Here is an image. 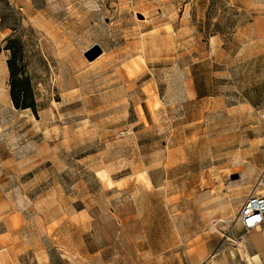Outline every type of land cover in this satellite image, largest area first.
I'll return each mask as SVG.
<instances>
[{"label": "rangeland", "instance_id": "374dc122", "mask_svg": "<svg viewBox=\"0 0 264 264\" xmlns=\"http://www.w3.org/2000/svg\"><path fill=\"white\" fill-rule=\"evenodd\" d=\"M263 169L264 0H0V264L238 248Z\"/></svg>", "mask_w": 264, "mask_h": 264}, {"label": "crops", "instance_id": "0c3cea01", "mask_svg": "<svg viewBox=\"0 0 264 264\" xmlns=\"http://www.w3.org/2000/svg\"><path fill=\"white\" fill-rule=\"evenodd\" d=\"M236 227L242 228L238 223ZM145 264H264V227L245 237L244 250L229 245L215 234L200 235L183 253Z\"/></svg>", "mask_w": 264, "mask_h": 264}, {"label": "built area", "instance_id": "2783aa9c", "mask_svg": "<svg viewBox=\"0 0 264 264\" xmlns=\"http://www.w3.org/2000/svg\"><path fill=\"white\" fill-rule=\"evenodd\" d=\"M236 219L247 234L264 227V169L245 198Z\"/></svg>", "mask_w": 264, "mask_h": 264}, {"label": "trees", "instance_id": "16d2710c", "mask_svg": "<svg viewBox=\"0 0 264 264\" xmlns=\"http://www.w3.org/2000/svg\"><path fill=\"white\" fill-rule=\"evenodd\" d=\"M14 41H8L7 50L12 51V56L8 61L10 73V96L14 106L18 109L34 108L36 103L33 96L31 82L28 77L20 73L18 63L20 59L13 49Z\"/></svg>", "mask_w": 264, "mask_h": 264}, {"label": "water", "instance_id": "95a60500", "mask_svg": "<svg viewBox=\"0 0 264 264\" xmlns=\"http://www.w3.org/2000/svg\"><path fill=\"white\" fill-rule=\"evenodd\" d=\"M102 54V50H100V48H95L93 51H91L90 53H88L87 57L90 61L95 60L98 56H100Z\"/></svg>", "mask_w": 264, "mask_h": 264}, {"label": "bare ground", "instance_id": "6f19581e", "mask_svg": "<svg viewBox=\"0 0 264 264\" xmlns=\"http://www.w3.org/2000/svg\"><path fill=\"white\" fill-rule=\"evenodd\" d=\"M237 220V219H236ZM222 222H225V221H222ZM212 231H215V230H218V228H217V224H214L213 225V228L211 229ZM260 230V229H259ZM236 242V244L238 245V247H240L241 249H243L244 247H245V243H244V241L243 240H237V241H235Z\"/></svg>", "mask_w": 264, "mask_h": 264}]
</instances>
